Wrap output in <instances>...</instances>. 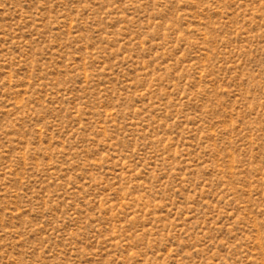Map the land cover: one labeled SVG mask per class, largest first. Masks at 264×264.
Instances as JSON below:
<instances>
[{"label":"rangeland","instance_id":"obj_1","mask_svg":"<svg viewBox=\"0 0 264 264\" xmlns=\"http://www.w3.org/2000/svg\"><path fill=\"white\" fill-rule=\"evenodd\" d=\"M0 264H264V0H0Z\"/></svg>","mask_w":264,"mask_h":264}]
</instances>
